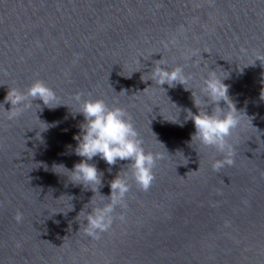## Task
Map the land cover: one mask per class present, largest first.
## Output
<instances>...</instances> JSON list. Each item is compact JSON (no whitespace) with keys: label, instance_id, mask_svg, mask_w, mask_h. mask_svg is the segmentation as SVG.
<instances>
[{"label":"water","instance_id":"95a60500","mask_svg":"<svg viewBox=\"0 0 264 264\" xmlns=\"http://www.w3.org/2000/svg\"><path fill=\"white\" fill-rule=\"evenodd\" d=\"M256 54H264V0H0V264H264V67L251 65ZM161 58L190 74V90L148 80ZM210 69L241 112L229 138L234 163L218 172L222 154L191 142L186 120ZM37 79L61 105L36 100L8 120L9 88L25 91ZM78 93L125 109L145 151L162 157L148 191L130 181L127 208L114 214L125 220L99 239L84 234L85 216L107 202L101 196L128 161L110 171L98 156L89 162L104 174L95 195L69 181L82 159L74 153Z\"/></svg>","mask_w":264,"mask_h":264},{"label":"clouds","instance_id":"9594fccd","mask_svg":"<svg viewBox=\"0 0 264 264\" xmlns=\"http://www.w3.org/2000/svg\"><path fill=\"white\" fill-rule=\"evenodd\" d=\"M186 59L191 57L186 56ZM256 61L264 67V54H256L251 65H255ZM190 78V74L186 75L182 66L177 65L169 69L161 58L153 61L148 80H152L161 89H164L162 86L165 84L169 87L180 84L185 90H190L185 87ZM141 79L144 80L143 77ZM223 80L217 75L216 70L210 69L201 87L203 101L195 100L192 93L198 112L194 114L187 110L186 116V120L190 119L195 128L191 142L197 140L202 146L215 148L222 154L223 159L215 160L212 165L213 170L217 172L224 166H231L234 163L235 152L229 138L241 123V112L230 99L229 86ZM261 99L264 100V90L261 91ZM36 100L42 101L49 109L61 105L55 91L37 79L25 91L9 88L4 97V103L11 105L10 110L5 111L6 118L8 120L18 118L24 111L31 109ZM74 100L79 106L75 114L83 116V122L79 125L80 133L74 137L77 140L74 153L82 159L75 163L71 170L63 165L54 167L67 169L71 173L68 179L73 185H82L95 195L103 186L104 174L94 163L89 162L98 156L110 166V171L111 166L116 165L118 161H128L115 178L109 181L110 195L101 196L106 198L107 202L93 206L85 216L84 234L92 239H99L103 233L111 229L114 220L119 219L122 222L125 220L122 213L118 216L114 214L118 207L127 208V194L132 186L130 181L141 191H148L155 180L153 170L157 160L162 157L160 154L145 151L143 140L125 109L118 106L110 107L103 99H82V94L79 93L75 95ZM221 101L225 107H221ZM37 105L41 108L39 104ZM210 106L211 112L208 111ZM89 203H92V198ZM82 211L83 209L80 213ZM14 219L20 223L23 214L17 212Z\"/></svg>","mask_w":264,"mask_h":264}]
</instances>
